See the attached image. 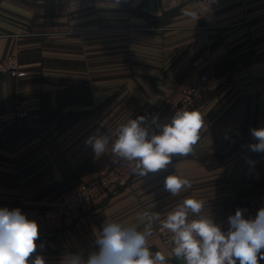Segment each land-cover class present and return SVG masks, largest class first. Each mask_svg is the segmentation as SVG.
<instances>
[{"label": "crops", "instance_id": "0c3cea01", "mask_svg": "<svg viewBox=\"0 0 264 264\" xmlns=\"http://www.w3.org/2000/svg\"><path fill=\"white\" fill-rule=\"evenodd\" d=\"M9 56L25 74L0 72V113L20 104L29 115L0 124V207L38 223L31 258H86L106 219L139 228L141 213L163 218L192 197L227 231L228 216L264 191V153L248 147L256 142L250 129L264 127V0H0V62ZM202 74L210 79L191 109L205 121L194 154L127 176L61 222L43 218L58 196L95 182L111 160L109 152L96 157L89 136L98 129L114 136L141 115L171 118L184 86ZM172 174L191 188L172 196L164 188ZM157 229L151 249L182 263Z\"/></svg>", "mask_w": 264, "mask_h": 264}, {"label": "clouds", "instance_id": "9594fccd", "mask_svg": "<svg viewBox=\"0 0 264 264\" xmlns=\"http://www.w3.org/2000/svg\"><path fill=\"white\" fill-rule=\"evenodd\" d=\"M182 11L199 18L194 12ZM204 127L200 111L178 109L163 121L158 114L129 118L115 129L114 136L111 132L99 134L98 129L85 143L96 157L109 152L113 164H133L132 171L144 177L166 169L174 156L194 154ZM250 133L256 142L248 145L249 150L264 153V127L250 129ZM191 186L188 179L176 174L164 179V188L172 196ZM204 209L205 201L192 197L183 199L163 218L158 211L141 213L139 228L106 219L95 233L96 250L86 258L80 253H67L61 264H168L164 253L149 246L157 226L169 234L171 255L184 264H259L264 260V207L254 218H245V210L237 208L227 218V231ZM38 239L35 220L19 208L0 207V264H45L41 255L31 258Z\"/></svg>", "mask_w": 264, "mask_h": 264}, {"label": "built area", "instance_id": "2783aa9c", "mask_svg": "<svg viewBox=\"0 0 264 264\" xmlns=\"http://www.w3.org/2000/svg\"><path fill=\"white\" fill-rule=\"evenodd\" d=\"M0 72L17 77H21L25 74V72L20 70L16 56H9L4 61L0 62ZM209 79V74H202L195 80L186 84L182 90V99L179 108L191 110L202 95ZM28 115L29 112L20 104H17L12 109L0 113V124L9 128L20 120L27 118ZM132 168L133 164L123 163L115 165L110 160L100 171L99 177L95 182L82 183L58 196L54 204L43 212V218L49 222H61L67 216L80 210L86 203L107 194L110 190L117 187L127 176H136ZM261 207H264V191L252 197L243 209L248 217H254ZM157 233L161 243L171 250L170 245L167 244L169 234L160 231L159 227ZM177 264H184V262Z\"/></svg>", "mask_w": 264, "mask_h": 264}]
</instances>
